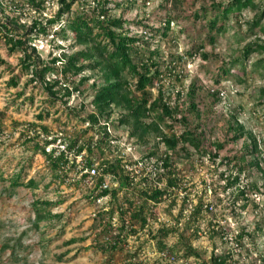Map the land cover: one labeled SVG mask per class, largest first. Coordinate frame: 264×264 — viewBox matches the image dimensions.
<instances>
[{
    "label": "rangeland",
    "instance_id": "obj_1",
    "mask_svg": "<svg viewBox=\"0 0 264 264\" xmlns=\"http://www.w3.org/2000/svg\"><path fill=\"white\" fill-rule=\"evenodd\" d=\"M229 1L75 0L58 19L60 0L0 2V264H205L212 253L223 254L226 264H264V51L245 54L248 44L264 41V13L260 25L252 24L264 0L213 25L219 5ZM102 8L107 17L125 19L117 32L145 39L133 53L156 74L145 94L158 103L143 121L158 122L163 131L133 134V124L120 120L128 111L121 105L93 122L90 113L99 112L93 98L107 80L104 70L85 65L99 55L76 60L81 70H66L67 60L91 46L66 23ZM34 20L48 24L27 44L30 68L42 76L28 72L21 51L5 41V22L21 34ZM124 76L133 78L128 71ZM164 106L173 119L160 118ZM186 128L200 147H171L162 137ZM67 143L75 149L60 166L42 151L55 148L58 155ZM89 159L103 168L120 160L136 176L133 184L123 178L109 201L116 226L128 221L117 247L103 241L109 221L95 214L103 203L80 176ZM156 164L157 175L141 183ZM18 175L37 184L13 186ZM156 187L166 188L162 198L146 200L143 191ZM142 204L144 224L131 214ZM38 209H46L42 219Z\"/></svg>",
    "mask_w": 264,
    "mask_h": 264
},
{
    "label": "trees",
    "instance_id": "obj_2",
    "mask_svg": "<svg viewBox=\"0 0 264 264\" xmlns=\"http://www.w3.org/2000/svg\"><path fill=\"white\" fill-rule=\"evenodd\" d=\"M2 0H0L1 2ZM33 2L36 0H32ZM40 0H38L39 2ZM75 0H60L61 6L57 11L56 18H60L65 12L71 9V6ZM256 5L255 0H231L226 4H220V11L214 18L213 25H216L219 17L227 16L234 9H242L246 6ZM106 8H102V12L98 14H89L88 12H84L81 14H77L75 17L70 19L66 24L76 35L78 41L87 43L91 42V46L88 49L79 50L73 57L65 62L66 70L74 69L81 70L85 66L89 67H99L105 71V79L107 83L99 88L96 92L93 102L96 104L98 109V113H90V116L93 122L99 121V114H110L112 111L113 105H121L125 107L128 111L120 117V120L125 123L133 124V134L138 133L140 136H143L149 129L153 128L159 131H163L160 128V124L155 121L145 122L143 118L148 116V114L154 110L158 103L155 100H150L149 96L145 94L147 92V86L150 84H155L156 74L151 73L150 66L147 62L142 60H135L134 53L135 47L138 42L145 41L143 36L137 32L135 33H127L123 32L121 29L117 32V28H123L125 25V19L121 17H107L106 16ZM264 13V9L261 14L254 18L252 24L254 26L260 25L262 15ZM103 16V18H101ZM51 22L55 21V19H50ZM5 28L7 29L5 32V41L9 46L10 50H20L22 55V60L26 65L27 71L30 69H35L37 75H43V72H39L37 68H30L32 60L28 61L27 59L32 56L31 52H29L27 44L32 40V33L34 31L38 32H47L48 24H44L42 22H38L34 20L31 23V27L28 28L27 31L16 34L12 32V29L9 28L6 24ZM65 29V27H64ZM108 38V41L103 39ZM105 41V42H104ZM110 44H113V47H110ZM255 50L264 51V41L263 42H253L248 44L245 47V54H249ZM96 55H99L100 58H96L95 60L90 61L85 66L84 65H76L75 61L81 58H92ZM143 67L144 69H142ZM130 72L133 75V78L128 80L127 77L124 76V72ZM225 72V70H224ZM15 85L17 84V80L13 82ZM142 91L141 97L134 96L132 94V90ZM162 115L160 118L173 119V112L171 108L168 106L163 107ZM39 117H43L44 114H39ZM45 130L46 126L44 125ZM141 129L140 132L138 130ZM163 139L171 146L177 147V145L182 143L189 142L191 145L195 147H200V138L198 135L186 128L180 134H171L162 136ZM56 138L52 137L47 139L45 143L53 142ZM69 148H71V144H68ZM53 148L51 151L46 150L45 146L42 147V151L46 153L48 157L53 158V162L55 165H59L64 162L65 158L68 159L66 153L62 151L58 155H54ZM83 147H80L78 151L82 150ZM170 155L167 154L165 157V161L168 164ZM105 172H112L120 179V185L123 187V183L126 180V183L129 182L130 175L125 170L124 166L120 160L112 161L111 163H107V167H104ZM172 175V174H171ZM169 178V182L171 185H175L177 180L175 177L171 176ZM124 178V179H123ZM233 180L230 181L232 183ZM12 185L19 184H28L30 186L36 185V181L34 178L30 177L27 182H23L21 180V176L18 175L11 179ZM120 188V187H119ZM119 188H105L101 191L102 194H106L108 192L115 193ZM144 197L146 200L152 199L153 201H158L162 198L163 194L166 192V188L156 187L153 189H145ZM41 202V201H36ZM132 203V202H131ZM46 210V209H45ZM44 209H38L37 214L38 218L42 219L45 214ZM101 213V212H100ZM132 217L135 219H141L142 223L147 222V216L145 214V206L144 204L140 205L137 209L132 211ZM102 216H105L103 213ZM126 223L122 224V230H124ZM160 230L164 232H168V229L161 228ZM107 231V228H105ZM120 237H122L119 234ZM117 247V246H113ZM164 247V246H163ZM191 253H198L195 248L191 247ZM205 264H226V257L223 254H214L212 253L209 260H203ZM160 264V263H158Z\"/></svg>",
    "mask_w": 264,
    "mask_h": 264
},
{
    "label": "built area",
    "instance_id": "obj_3",
    "mask_svg": "<svg viewBox=\"0 0 264 264\" xmlns=\"http://www.w3.org/2000/svg\"><path fill=\"white\" fill-rule=\"evenodd\" d=\"M63 145V144H61ZM74 150L75 147H71L69 148L68 143L66 144V146H62L61 148L58 149L60 154L62 151H64L66 153V155L68 156V150ZM52 150V149H51ZM49 150V151H51ZM82 150L78 151L75 150V157H80V153ZM99 162L94 161L92 159L87 160V162L82 161L80 166H82V169L80 170V176H82L83 178H85V181H87L89 184H91L92 187V191L90 192V196L92 198H94L95 200L102 202L103 204L101 205L100 208H98V210L95 212L96 215H98V212H101V215L104 213V219L103 221L108 220L109 222L107 223V225L109 226V228H107V233L104 235V239L103 241L105 242V244L109 247H113V246H117L118 243L120 242V239L123 237V232L122 228L120 226V228L118 226H116L115 221H114V216H110L109 212H110V208H111V204H109V201L112 198V192H108L106 194H102L101 191L104 190L105 188H122V186L120 185V179L119 177H117L114 173L112 172H105L104 168L102 166H99L98 164ZM141 164H143L144 162H140ZM140 164V165H141ZM127 165V166H126ZM124 166L125 170L127 171V173L130 175L129 180L130 183H134L136 176L134 175L133 172V167L129 166L128 164H124L122 165ZM159 165H155L153 168H151L150 173H144V176L151 175V176H156L158 171H159ZM161 168V167H160ZM110 175L112 176L111 178L112 183H110V181H108L106 179V176ZM146 178V177H145ZM147 178L143 180H141V183L143 182L144 184H146ZM152 200V199H151ZM126 226L128 225V221L125 222ZM119 234L122 236L120 237Z\"/></svg>",
    "mask_w": 264,
    "mask_h": 264
}]
</instances>
